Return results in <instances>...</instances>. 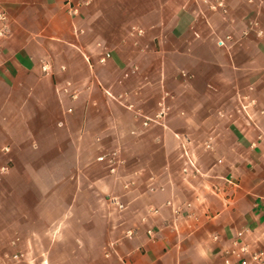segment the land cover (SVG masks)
<instances>
[{
	"label": "crops",
	"instance_id": "crops-1",
	"mask_svg": "<svg viewBox=\"0 0 264 264\" xmlns=\"http://www.w3.org/2000/svg\"><path fill=\"white\" fill-rule=\"evenodd\" d=\"M0 13V258L240 264L227 253L241 231L264 250V0H0ZM111 152L115 175L97 161Z\"/></svg>",
	"mask_w": 264,
	"mask_h": 264
},
{
	"label": "built area",
	"instance_id": "built-area-1",
	"mask_svg": "<svg viewBox=\"0 0 264 264\" xmlns=\"http://www.w3.org/2000/svg\"><path fill=\"white\" fill-rule=\"evenodd\" d=\"M213 9H216L215 7ZM73 14H77V10L73 9L72 10ZM0 22L4 23L5 22V15L4 13H0ZM261 34V33H260ZM4 35V26L0 27V37ZM227 40H230L228 37ZM221 46H224V41H220L219 43ZM110 58V53H105L104 56L100 59L101 63H105L108 59ZM46 70V67L44 68ZM129 109H132V106H128ZM168 108L162 104L161 109L155 117L149 118V117H143L139 112H137L138 116H142L143 119V127L147 128L149 127L152 123H161L162 120L165 118L167 115ZM71 112V110H69ZM250 119V117L248 116ZM203 148L207 151H210L213 149V140L212 138H208L206 141L203 142ZM7 152L8 149H5ZM184 157L186 158L187 165L183 168V172L185 174L188 173L189 168L188 166L193 167L197 172L198 169L196 168L195 161L192 160L188 156V153L184 151ZM98 162L100 163H105L108 168L109 172L113 175L117 174L119 165L122 164V161L119 160L118 158V153L117 152H111V153H106L97 159ZM1 173H6L7 168H2L0 170ZM129 185H125V189H128ZM114 206L119 209V210H124L125 205L119 200V199H114L113 201ZM238 240L235 241L234 247L228 251L227 255L232 256L236 259L239 260L240 264H264V250L263 249H254L251 244L247 241V232L246 231H241L238 233ZM22 261H24V255L22 253H15L12 255H7L4 258H0V264H19ZM226 264H230V261H226Z\"/></svg>",
	"mask_w": 264,
	"mask_h": 264
}]
</instances>
